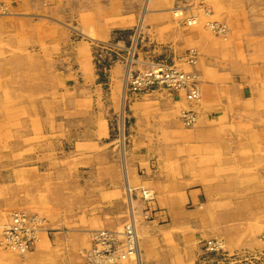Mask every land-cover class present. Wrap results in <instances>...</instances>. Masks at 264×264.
<instances>
[{
  "label": "rangeland",
  "instance_id": "obj_1",
  "mask_svg": "<svg viewBox=\"0 0 264 264\" xmlns=\"http://www.w3.org/2000/svg\"><path fill=\"white\" fill-rule=\"evenodd\" d=\"M32 1H36L34 9L31 6ZM19 2L26 7L25 11H18L13 7ZM0 5V30H3L0 31V192H8L7 196H0V207L8 204L9 200L11 202V199H26L29 211L43 219L42 231L37 238L40 241L38 248L43 244L42 239L47 238L46 234H53L55 237L56 232L65 233L72 245H69V250H57L48 264H62L63 261L68 264L67 259L69 264H83L80 250L88 248V233L101 229L92 227L85 231L75 228L74 225L66 229L61 227V216L64 221L72 222L70 220L80 211L81 207L79 208L77 201L82 197V192L76 191L75 178L81 172L82 165L78 166V159L75 157L78 153L90 151L91 148L88 150L76 146L75 141L83 133L68 132V137L65 138L63 133L46 135L42 132L45 125L53 128L58 122L59 117L54 112V105L59 100L63 104L67 103V115L63 116L62 123L71 128L84 126L93 130L92 124L96 120L98 134L102 136V123L105 130L108 126L109 136L101 140V147L107 150L109 155L133 159L140 153L144 154L151 158L154 170L159 164L160 170L171 176L178 174L180 168H187L189 164L187 154L189 147H192L194 152L195 141L191 134L202 125L216 127V133L207 134V145L196 146V156L206 150L209 152L208 156H211L210 150L214 151L215 148L214 161L210 157L206 161L204 158L191 160V166L196 162V165L199 164L197 167L203 168L204 164L209 166L215 161L219 162L221 158L225 160L222 184L228 191L213 196L210 206L213 210L205 208L203 204L200 210L214 218L215 214L217 216L224 213L220 210L227 211L229 222L225 226L231 231L229 241L235 250L229 249V241L222 237H214L224 241V247L219 252H206L205 239H212L207 237L197 236L191 247H187L190 234L198 233V230H167L162 227L166 222L161 221L163 212L157 210L154 205L155 192L145 186H139L129 188L125 203L128 206L129 198L131 212L134 210L132 213L138 226V236L141 237H138L139 245L141 243V264H264V0H0ZM176 6L183 7L184 10L195 6L196 11H202L197 15L198 27L203 29V33H200L195 46L175 60H170L171 57L169 59L163 49L155 46L154 33L151 28H146L145 24L140 26L132 21V26L123 27L122 24L116 27L122 22L119 19L122 14L130 12V9L133 20L136 17L147 20L149 17L167 16L175 21L169 10ZM45 9L52 17L51 47L54 52L51 58L46 60L52 68H46L44 71L49 70L53 76L56 65L59 62L66 63V86H62L61 99L57 94V86L51 85L52 90L46 96L47 100L41 101L43 108H38L40 101H35L36 96L28 97L8 81H11L13 73L19 77V63L25 64L20 70V73L25 75L34 74L40 68H37L34 61L29 67L24 59L28 50L21 52L6 44L9 40L13 43L18 37L23 39V29L19 31L18 26L23 27L22 21L30 15L32 20L36 21L47 17L48 15L42 12ZM90 17L98 19V23L116 24L109 39L98 35V23L88 25L84 22V19ZM89 33H94V40L90 38ZM64 35L67 36L66 43ZM60 46L62 49L66 48V53L55 51L58 47L60 49ZM84 46L89 50L88 54L85 53L87 49ZM75 52H78V55ZM61 55L66 56L60 59ZM76 56L79 62L76 61ZM184 56L191 62V72H195L194 76L201 79V101L193 106V110L197 112L199 127L196 124L192 129L184 128L181 134L186 136L173 140L174 143L168 140L167 133L164 134V149L157 145L155 147L150 141L144 144L130 141L127 130L133 121L131 122L128 108L132 100L152 92L167 93L171 96L178 93L175 85L159 82L151 77L145 84L139 83L137 80L141 73L152 70L154 65H163L170 70L173 66H178L184 70V66L188 65ZM87 65L93 70V80L85 68ZM78 67L83 70V74ZM194 82L197 83L196 80ZM42 98V95L37 97L40 100ZM183 106L176 104L173 112L176 119ZM48 109L50 110L47 111ZM113 110L115 114L111 116ZM99 114L105 116L103 122H97ZM166 119L165 117L164 120ZM57 136L61 137L62 145H66V152L62 149L61 155L72 161L67 164L66 177L61 183L67 184L68 189H65L67 196L61 198V208L56 205L54 197H49L50 193L59 192L55 183L60 186V181L34 178V175L28 173L33 167V161L40 160L45 153L41 150L42 147L46 143L50 147L51 141ZM47 153L48 158H52L60 151ZM158 153H163L162 159L156 156ZM59 166L52 165L51 170ZM138 173L140 176L144 175L142 168ZM144 190L152 192L154 198L151 196L150 200L145 202L141 197ZM36 192H44V195H36ZM28 208L25 206L22 210L27 211ZM16 209H9L8 219L9 213ZM193 209L195 207H188V210ZM127 216L129 218L128 207ZM8 222L9 220L0 222V234ZM202 231L204 230H199ZM3 255H14L13 257L21 261L17 255L0 249V264H3ZM11 262L9 259L8 264H13Z\"/></svg>",
  "mask_w": 264,
  "mask_h": 264
},
{
  "label": "crops",
  "instance_id": "obj_2",
  "mask_svg": "<svg viewBox=\"0 0 264 264\" xmlns=\"http://www.w3.org/2000/svg\"><path fill=\"white\" fill-rule=\"evenodd\" d=\"M32 2L33 3L31 6H33L34 9L36 1ZM14 8L18 11L26 9L22 3H16ZM27 10L29 11V8H27ZM47 11L45 9L42 12L46 13L48 16L39 18L37 21L35 19L32 20L31 15L25 18V21H22L23 27L18 26L19 31L23 29L21 33L24 40L21 37H18V39L15 38V40H13V43H11L9 40L6 44L9 47L17 49L21 52L28 50V55L24 59L27 60L29 67L34 61L37 63V68H40V70L34 74L29 73L28 75H25V73H20V70L25 67V64L19 63V77H16L13 73L12 79L10 77L11 81H8V83L10 82L13 86L17 87L18 91L24 93L28 97L36 96L35 101H40V103H38V108H43L41 101L47 100L46 96L50 94L52 90L51 85L54 84L57 86V94L60 95V98L62 86H66V63L59 62V64L54 68L55 71L53 76L49 70L44 71L46 68H52L51 65H48L46 60L51 58L52 53L54 52L51 47V34L53 28L52 17ZM119 19L122 22L118 23L117 25L110 23H98V19H93V17H90L87 20L85 19L84 22L88 25H90L89 23H98L97 29L99 31L97 32H99L98 35L103 39H109L114 25H116V27L122 26V24L123 27L129 26L132 24V21H134L135 24H139L140 26L141 24H145L146 28H151L152 32L154 33L153 36L155 38H152L156 40L155 46L157 48L163 49V52L167 53V57L169 59L171 57L170 60H175L176 58L181 57L189 48L195 46L198 39L200 38L196 35V33L191 32L192 29H187L184 26L175 24L174 21L167 16H156L154 18L149 17L147 20L144 18L138 19L136 17L135 20H133L130 9V12L123 13L122 17ZM0 31L3 32V30ZM4 33H6V30H4ZM89 36L92 40H94V33H91ZM64 39L66 43L67 36H65ZM84 48L86 47L84 46ZM65 49L66 48L62 49L60 46V49L58 47L55 51L59 50L61 54H63L64 52L66 53ZM76 53L78 55V52H75V54ZM85 53L88 54L89 50H85ZM65 56L66 55H61L60 59ZM77 57L78 56H76V61L79 62ZM7 67L8 66H4V68ZM85 68L88 69L87 71L90 74V78L93 80V70L89 65H87ZM78 69L83 74V70L79 67ZM42 79L44 80L42 81ZM41 95L44 96V98L41 100L37 99V97ZM108 98L110 99V94H108ZM179 101L178 95L176 94L171 96L167 93L160 92H152L132 100L129 105L128 112L130 113V118L132 119L131 122L133 121V123H130V126L127 130L128 139H130L132 142H140L143 144L150 141L155 147L157 145L162 147L161 149H164V134L167 133L169 137L173 139H176V135L179 134L176 126V116L173 113L175 111L174 109L176 108V104L179 103ZM54 112L59 117L58 122L53 126V128L50 126H45V129H43L42 132L45 134L57 133L56 135L63 133L65 138L68 137V132L83 133L79 139L75 141L76 146L88 150L91 148L90 151L83 154L78 153L75 157L78 159V166L82 165L81 172L78 173L75 178L77 188L76 191L82 192V197H80L77 201V205L79 208H81L80 211L77 212L75 218L70 220L72 222L64 221L63 217H60V221L62 223L61 227L63 229L70 228L72 225L79 229H91L92 227H98L101 229H114L117 228V226L120 227L126 219L127 203L124 201L127 194L126 191H130V189L135 187L145 186L146 188H150L155 192L156 199L154 205L157 210H161L163 212L161 221L163 223L166 222V224L162 227L167 228V230L180 228L198 230V233L193 232L190 234L191 236L189 237L188 247H191L192 241L197 236L207 238L223 236V238L225 237L226 240L229 241L231 231L227 226V228H225V225H227L229 222V215H227V211L220 210V212L224 213H219L217 216L215 214L214 216L216 218L213 216H208L204 211H200L202 204L205 208L208 207L210 209V206L213 202V196L221 194L222 191L227 192L225 191L226 189L222 184L225 171V163L223 162L225 160L221 158L219 159V162L215 161L213 162L214 165L211 164L209 166H205L204 164L203 168L197 167L199 164L196 165V162H193L191 166V160L196 161L197 159L196 146L199 144L207 145L208 140H205L208 138L207 134L216 133V127L202 125L200 126V128L202 127L201 129L198 128L193 132V134H191L195 138V143L194 152L192 151V147H189L187 154L190 160L188 161L189 164L187 165V168H180L178 173L179 175L176 174V176H171V174L166 175L164 172H162L159 168V164H157V168L154 170L153 164L150 162L151 158L145 156L144 154L140 153L139 155L133 157V159L113 157L109 155L107 150H104L101 147V140L106 139V137L109 136V128L107 126L105 130L103 123L101 129V132H103L102 136H99L98 134L99 130H97L96 120H94V122L91 120V122H93V130L84 128V126H81L82 128H71L70 126L62 123L63 116L67 115V103L63 104L61 100L56 102ZM114 114L115 110L111 111V116H114ZM165 117L167 118L166 120H164ZM104 120L105 116L99 114V119L97 122H103ZM70 136L72 137L71 134ZM213 138L215 139V137ZM51 143L52 144L50 147L47 143L44 145V147H42L41 150L45 153H43V156H41L40 160H35L36 157L33 158L35 162L33 161V167L28 170V173L30 175H34V178L39 177L52 182L60 181V186L55 183L57 188L59 187V192H52L49 194V197H54L56 205L60 207L61 198H65L67 196V191L65 190L67 189V184L61 185V183L64 177H66V166L69 161H72H68L67 156L65 157L61 155L62 149L64 150L63 152H66V145H62L61 137L57 136L54 141H51ZM190 144L191 143H189V145ZM48 151L53 153L60 151V153H56L54 157L48 158ZM213 152L210 153L211 156H208L209 152L207 150L202 154L199 153L200 159L204 158L206 161L208 157H210L213 160L215 158L213 156ZM146 153L148 154V152ZM193 154L195 157H193ZM156 156L159 155L157 154ZM162 157H160V159H162ZM52 165L60 166L54 168L52 171ZM141 168L144 172V175L140 176L138 172L141 170ZM7 194L8 192H0V196L5 197ZM14 194L15 192L12 193V197H14ZM37 194L42 196L44 195V192H36V195ZM6 204H3L0 207V211H2L0 212V218H2V220H0L3 222L8 220L6 217L7 212H9L11 209H15L14 207L22 209V207L25 208L26 206V208H28L26 199L23 198L21 201L11 200L10 202L9 200V203L7 205ZM188 207H195V209L188 210ZM210 210H213V208ZM174 211H176V213ZM198 211L200 212L198 213ZM200 229L204 231L199 232ZM225 233L226 235H224ZM64 234L56 232L55 237H53V234H46L47 238L42 239V243L45 245V247L41 249L38 254L32 252L28 260H26L27 262L22 264H40L42 262V259L40 258L42 257H49L50 261L53 260L52 256L55 252H57V250H69V245L72 244L67 240V236ZM227 245L229 249L235 250L233 244H230V241ZM9 259H11V256L3 255V264H8ZM68 260L69 259H67L66 263L69 264ZM11 261H13V264H21L16 258L15 260L11 259ZM45 264H48V262H45ZM62 264H65V261H63Z\"/></svg>",
  "mask_w": 264,
  "mask_h": 264
},
{
  "label": "bare ground",
  "instance_id": "obj_3",
  "mask_svg": "<svg viewBox=\"0 0 264 264\" xmlns=\"http://www.w3.org/2000/svg\"><path fill=\"white\" fill-rule=\"evenodd\" d=\"M17 1V0H16ZM147 1V0H146ZM3 2V1H2ZM20 3V2H19ZM10 5V3H9ZM16 5V4H15ZM52 5V4H50ZM143 5V4H142ZM1 6V5H0ZM4 6V5H3ZM7 6V5H6ZM29 6V5H28ZM174 6V5H173ZM14 7V6H13ZM113 7V6H112ZM115 7V6H114ZM145 7V6H144ZM26 8V7H25ZM12 9V7H11ZM196 7H192L188 10H184L183 7H179V6H176V7H173L171 8V10H169L171 12V16L174 17L176 20L174 21L175 24L177 25H181V26H184L185 28L186 27H189L187 29H192L191 32H194L196 33L197 36L201 35L200 33L202 32L203 33V29L201 27H198V24H199V18H198V13L202 12V11H196L195 10ZM111 10V9H110ZM202 10V9H201ZM13 11V10H12ZM16 11V10H15ZM25 11V10H24ZM30 11V10H29ZM32 11V10H31ZM120 12V11H119ZM206 13V12H205ZM211 14V13H210ZM86 15V14H85ZM208 16V14H206ZM1 16V15H0ZM90 16V15H89ZM88 16V17H89ZM110 18V17H109ZM14 20V19H13ZM85 20V19H84ZM87 20V19H86ZM25 21V20H24ZM28 21V20H27ZM114 21V20H113ZM9 22V21H8ZM7 22V23H8ZM212 22V21H211ZM28 23V22H27ZM211 25V24H210ZM88 26V25H87ZM223 26V25H222ZM15 27V26H14ZM207 27H210L209 25H207ZM214 27V26H213ZM18 29V28H17ZM221 31V30H219ZM223 32V31H222ZM215 33V32H214ZM27 34V32H26ZM29 34V33H28ZM91 34V33H89ZM15 42V41H14ZM15 44V43H14ZM1 48V47H0ZM207 48V47H206ZM205 49V48H204ZM20 50V49H19ZM209 51V50H208ZM211 51V50H210ZM213 51V49H212ZM186 53V52H185ZM28 54V53H27ZM188 54V53H187ZM191 55V54H190ZM186 56V55H185ZM183 57V58H186V57ZM218 56V55H216ZM195 57V56H194ZM215 58V56H213ZM212 57V58H213ZM33 58V57H32ZM210 58V56H209ZM195 59V58H194ZM235 59V58H234ZM239 61V60H238ZM181 62V61H180ZM185 62L188 64L185 66L184 70H182L180 67L178 66H173L175 70L177 71H183L181 72L182 73V79L183 81L186 82V88L184 87L183 89H178L176 88L175 90H178V93L176 95H178V101H179V104H182L184 105L183 107L180 108V111H179V115H178V119H176V126H177V131L178 133L180 134H177L176 135V139H173V138H169L168 137V140L170 139V142H173V140H177L180 136H183L184 134H181L183 129H192V127L194 125L197 124V121L199 120L198 117H197V112H195L193 110V106L197 105L198 103H200L201 101V79L197 78V76H194V73L195 72H191V66L188 62V59L186 58ZM228 62V61H227ZM191 63V62H190ZM185 64V63H184ZM240 65V64H239ZM153 66V65H151ZM156 66V65H154ZM232 68V67H231ZM250 70V69H249ZM228 71V70H227ZM230 72V71H229ZM144 73V72H143ZM142 74V73H141ZM231 74V73H230ZM175 79H179L180 76L178 75L177 77H173ZM197 78V79H196ZM127 79V78H126ZM129 79V78H128ZM237 79V78H236ZM44 79H42L43 81ZM54 80V79H53ZM194 80H196L197 83L194 82ZM129 81V80H128ZM127 81V82H128ZM240 82V81H239ZM192 84H195V85H192ZM203 84V83H202ZM234 84V83H233ZM191 85L194 87V89L191 88ZM238 85V84H237ZM206 86V85H205ZM216 87V86H215ZM31 88V87H30ZM124 88V87H123ZM217 88V87H216ZM237 89V88H236ZM124 90V89H123ZM235 90V89H234ZM37 91V90H36ZM43 93V92H42ZM218 93V92H217ZM49 99V98H48ZM51 99V98H50ZM55 99V98H53ZM231 99V98H230ZM220 100V99H219ZM223 101V100H222ZM232 101V100H231ZM209 102V101H208ZM45 103V102H44ZM53 103V102H52ZM55 103V102H54ZM212 103V102H211ZM205 104V102H204ZM40 105V104H39ZM210 105V104H209ZM55 106V105H54ZM214 106V105H213ZM216 106V105H215ZM29 107V106H28ZM35 107V105H34ZM41 107V106H40ZM51 107V105H50ZM210 107V106H209ZM212 107V106H211ZM53 108V107H52ZM29 110V109H28ZM27 110V111H28ZM50 109H48L47 111H49ZM54 110V109H53ZM43 110H41L42 112ZM218 111V110H217ZM222 111V110H221ZM220 111V112H221ZM48 113V112H47ZM60 113V112H59ZM205 113V112H204ZM223 113V112H222ZM58 114V113H57ZM224 114V113H223ZM210 115V114H209ZM212 115V114H211ZM200 117V116H199ZM173 120V119H172ZM56 121V120H55ZM175 122V121H174ZM202 122V121H201ZM43 123V122H42ZM199 123V122H198ZM200 124V123H199ZM44 125V124H43ZM198 125V124H197ZM201 125V124H200ZM46 126V125H45ZM183 127V128H182ZM197 127V126H196ZM199 127V125H198ZM204 127V126H203ZM202 128V127H201ZM199 127V129H201ZM194 129V128H193ZM208 129V128H206ZM210 129V128H209ZM50 131V129H49ZM210 132V131H208ZM59 133V132H58ZM200 133V132H199ZM203 133V132H201ZM222 133V132H221ZM57 134V133H56ZM196 134V133H195ZM220 134V133H219ZM47 135V134H46ZM197 135V134H196ZM55 136V135H54ZM53 136V137H54ZM186 136V135H184ZM208 136V135H207ZM167 137V136H166ZM206 138V137H205ZM213 138V137H212ZM179 140V139H178ZM207 140V139H205ZM180 143V142H179ZM185 143V142H184ZM195 143V142H194ZM227 145V144H226ZM162 148V147H161ZM157 152H161V151H157ZM163 152V151H162ZM213 152V150L211 151L210 150V153ZM159 154V153H158ZM163 154V153H161ZM159 154V156L161 155ZM175 154V153H174ZM163 156V155H162ZM160 156V157H162ZM171 156V155H170ZM165 157V156H164ZM199 157V158H198ZM197 159H200V156L197 154L196 156ZM170 160V159H169ZM161 161V160H160ZM123 162V161H122ZM223 162V161H222ZM224 163V162H223ZM124 164V163H123ZM161 165V164H160ZM180 168V167H179ZM162 171V170H161ZM123 172V171H122ZM166 172V171H165ZM164 172V173H165ZM176 176V174H175ZM173 178V177H172ZM170 179V178H169ZM172 181V180H171ZM192 181V180H191ZM125 183V182H124ZM125 186V185H124ZM197 186V185H196ZM212 186V185H211ZM127 187V186H125ZM237 187V186H236ZM211 188V187H210ZM259 188V187H258ZM205 189V188H204ZM238 189V188H237ZM152 190V189H151ZM150 190V191H151ZM213 190V189H212ZM215 190V189H214ZM227 190V189H226ZM225 190V191H226ZM256 190V189H255ZM259 190V189H257ZM129 191V190H128ZM126 191V192H128ZM145 192H141L142 194V198H148L149 196H152L154 198V195L152 192H148L146 190H144ZM154 191V190H153ZM228 191V190H227ZM253 191V190H252ZM218 192V191H217ZM223 192V191H222ZM233 192V191H232ZM128 194V193H127ZM129 195V194H128ZM17 198V197H16ZM128 198V197H127ZM12 200V199H11ZM128 211H129V218L128 216L126 217L125 219V222L124 224H122L120 227L117 226V228H114V229H99V230H95V231H91L89 234V238H88V248L86 249H82L80 250V255L83 259L82 262L83 264H87L86 262V259H85V256H87L88 252L90 251L91 247H92V243H93V240L95 238V233L96 232H101V231H109V232H114V233H117L119 238H123L122 236V233H123V228L125 227L124 225H126L127 223H132L134 225V230H135V241L133 244L129 243L128 241H126V243L129 245V247H133V251H130L128 252V250H126V260H122L120 261L121 264H141V248H140V245H139V238L140 236H138V226L136 224V221H135V218H134V215H133V211L131 212V201L130 199L128 198ZM140 200V198H139ZM154 200V199H153ZM125 201V200H124ZM142 201V200H141ZM152 201V200H151ZM2 202V201H1ZM175 203V201H174ZM6 204V203H5ZM177 204V203H176ZM2 205V204H1ZM7 205V204H6ZM178 206V205H177ZM198 207V206H197ZM200 207V205H199ZM16 208V207H14ZM174 208V207H173ZM180 208V207H179ZM177 208V209H179ZM3 209V208H2ZM137 209V208H136ZM201 209V208H200ZM126 211V210H125ZM179 211V210H178ZM201 211V210H200ZM198 211V213L200 212ZM2 212V211H0ZM176 213V211H174ZM214 212V211H213ZM218 212V211H217ZM8 213V212H7ZM139 213H140V210H139ZM181 214V213H179ZM183 214V213H182ZM187 214V213H186ZM202 214V213H201ZM218 214V213H217ZM140 215V214H139ZM206 215V214H205ZM176 216V215H175ZM178 216V215H177ZM7 217V215H6ZM203 217V216H202ZM15 218H18L19 220L16 221ZM69 218V217H68ZM216 218V217H215ZM9 222L7 225L3 226L2 228V231H1V234H0V249L4 250V252H9V253H13L15 255H17V258H19L21 261H19L21 264L22 263H25L27 262L26 260H28V258L30 257L31 253L33 250H21L22 247L20 248H17V245H16V242H8V240L6 239V237L4 236V231L5 229L10 226L11 224H14L17 222L18 226H21V227H26L28 228L32 233H34L36 235V239H35V242H34V247H36L34 250V253H39V251L41 249H43L45 247L44 244L41 245V247L38 248L39 246V243L40 241L37 240L38 238V235L40 234V232L42 231V223H43V219L35 214V213H32L31 211H29V209H27V211H23L22 209H16V210H13L12 212L9 213ZM188 220V219H187ZM191 220V219H190ZM197 220V219H195ZM208 220V219H207ZM220 221V220H219ZM202 222V221H201ZM217 223V221H216ZM215 223V224H216ZM240 223V222H239ZM41 224V225H40ZM40 225V226H38ZM200 225V224H198ZM114 226V225H113ZM202 226V225H201ZM210 226V225H209ZM240 226V225H239ZM202 228V227H201ZM225 228H227L225 226ZM235 228V227H234ZM233 228V229H234ZM212 229V228H211ZM143 230V229H142ZM147 230V228L145 229V231ZM202 230V229H200ZM227 230V229H226ZM86 231V229H85ZM141 231V230H140ZM151 231V230H150ZM23 232H27L25 230H23ZM149 232V231H148ZM162 232V231H161ZM226 232V231H225ZM153 233V232H152ZM205 233V232H204ZM222 233V232H221ZM234 234V233H233ZM142 235V234H141ZM145 235V234H144ZM226 235V233L224 234ZM71 236V235H70ZM147 236V235H146ZM145 236V237H146ZM228 236V235H227ZM231 236V235H230ZM238 236V234H237ZM152 237V236H151ZM263 237V236H262ZM9 239H22V238H18V237H8ZM69 238V237H68ZM141 238V237H140ZM223 238V236H222ZM225 238V237H224ZM223 238V239H224ZM234 239V238H233ZM232 239V242H234ZM126 240V239H125ZM197 240V239H196ZM206 241H212V240H216V241H220L222 242V244L224 243L223 240H217L215 238H212V239H205ZM78 241V240H77ZM124 241V239H123ZM204 241V240H203ZM22 243L26 242L25 239H22L21 240ZM38 242V243H37ZM137 242V243H136ZM181 242V241H180ZM38 245V246H37ZM197 245V244H196ZM232 246V245H231ZM78 247V246H77ZM188 247V246H187ZM79 248V247H78ZM127 248V247H126ZM40 249V250H38ZM200 249V248H199ZM193 253V252H192ZM214 253V252H213ZM189 254V253H188ZM192 255V254H191ZM12 256V255H11ZM14 256V255H13ZM11 259H14L15 260V257H13ZM170 256V254H169ZM188 257V256H187ZM192 257V256H191ZM171 258V257H170ZM42 259V262L41 263H44L45 262H48L49 263V257L48 258H45V257H42L40 258ZM121 258H119L120 260ZM173 259V257H172ZM190 259V258H189ZM85 260V261H84ZM13 262V261H12ZM11 262V263H12ZM86 262V263H85ZM163 262V261H162ZM40 263V264H41ZM164 264V263H163Z\"/></svg>",
  "mask_w": 264,
  "mask_h": 264
},
{
  "label": "built area",
  "instance_id": "obj_4",
  "mask_svg": "<svg viewBox=\"0 0 264 264\" xmlns=\"http://www.w3.org/2000/svg\"><path fill=\"white\" fill-rule=\"evenodd\" d=\"M159 74H161V76ZM178 75L180 76L179 79L173 78L177 77ZM181 75L182 73H179L174 68H171L170 70L166 66L156 65L152 67V70L141 74L137 81L141 84H145L147 79H150L151 77V79L153 80L156 79L159 82L170 83L175 85V88L183 89L184 87H187V84L185 81H183ZM192 87L193 86L191 85V88ZM192 89H194V87ZM150 197L151 196H149L148 198H144V201L146 202V200H150ZM15 219L16 221L19 220L18 218ZM124 226L125 227L123 228L122 233L123 238H119L117 233H112L106 230L95 233L92 247L87 256H85L87 264H121L120 261L126 260V250H128V252L133 251V247H129L126 241L131 244L134 243L135 230L132 223H127ZM23 230L27 232L24 233ZM4 236L6 237L8 242H16L17 248L22 247L21 250H34L36 235L32 233L28 228L24 226H18L17 222L11 224L5 229ZM11 236L25 239L26 242L22 243V239H9L8 237ZM205 247L207 253L219 252L222 247H224V245L220 241L209 240L206 241ZM119 258L121 259L119 260Z\"/></svg>",
  "mask_w": 264,
  "mask_h": 264
}]
</instances>
